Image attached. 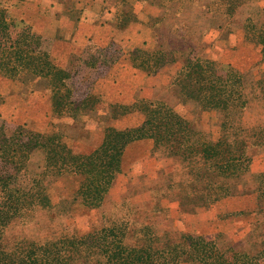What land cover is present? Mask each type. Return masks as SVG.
I'll list each match as a JSON object with an SVG mask.
<instances>
[{"label": "rangeland", "instance_id": "374dc122", "mask_svg": "<svg viewBox=\"0 0 264 264\" xmlns=\"http://www.w3.org/2000/svg\"><path fill=\"white\" fill-rule=\"evenodd\" d=\"M61 1L0 0V52L4 46L8 48L11 44L24 46L25 43L26 47L30 48L27 42H30L32 47H36L38 52L48 50L51 60L57 66L69 70L71 74L69 82H73V99L80 105L81 100L92 95L96 101L91 103L94 99H90L87 105H81L77 111H64L58 114L54 111L52 91L48 86L47 78L37 76L27 68L19 69L16 76L0 71V128L5 134L15 133L18 129L40 134L58 132L62 135L65 144L74 152L89 154L103 143L106 128L115 127L123 130L139 126L144 122L145 115L137 110L113 118L112 105L119 102L109 101L112 96L109 97L110 94L107 95L106 92L111 93L112 89L108 90L104 85L106 83L99 80L103 79L109 69L118 62L136 67L134 57L140 55L139 50L153 49L157 46L156 30L159 29L150 19L152 10L144 8V4L150 3V0H138L139 2L125 7L121 4L113 6L106 1L103 11L113 10L115 16L112 15V21H109L110 17H108L104 22L101 21L102 24L96 25L102 30L101 33L95 37L59 38L54 33L56 24L53 19L55 13L58 16L57 4ZM162 1L166 4L181 2ZM65 3L67 10L70 9L72 12L79 10V5L74 0H65ZM183 3L190 2L186 0ZM196 3L199 4L195 0L193 5ZM239 7L235 15H228L221 12L226 11L227 5L221 4L218 0L217 5H213L212 8H216L215 12L219 10L220 12L217 13L221 14L222 18H202L199 13L193 12V28L189 30V34H192L190 38L194 52L207 58V45L202 42L204 35L211 30L214 31L213 27L217 24H222L220 39H226L228 33H231L230 43L219 60L210 57L209 59L221 65V74L227 73L229 66H232L243 75L241 99L245 103L241 107L235 106L231 112L235 126L241 127L240 138L247 140L245 154L249 157V164L241 176L229 175L233 176L230 177V182L234 195L223 198L209 207L198 206L205 212L202 217L192 215L197 211L191 215L185 214L180 203L181 194L185 189L175 186L168 190V184L185 182L191 178L193 172L213 174L215 178H224L225 175L214 169H203L207 161L200 152L193 155L190 150H180L177 156H172L167 153L166 146L155 149L154 140L148 138L152 140L153 145L149 148L145 144L135 149L139 151V156L130 151L126 152L123 170L116 176L110 188L111 194L114 187L120 188L121 191L115 196L113 194L111 203H105L110 195L109 191L99 207L88 208L76 196L81 178L71 173L61 176L44 173L46 154L43 149L38 148L31 152L29 161L21 170L22 174L27 172V175L25 177L21 175L23 177L19 188L31 185L30 176L40 178L52 204L45 208L33 207L13 219L4 234L3 245L6 248H11L21 239L43 242L62 236L83 235L121 220L130 222L131 231L128 232L127 242L133 245L144 243V233L134 228L148 223L166 239L175 240L181 233L189 232L204 235L209 239L221 235L219 244L222 247L245 248L252 255L264 248V194L259 198L260 179L264 174V51L263 45L256 42L259 32L254 29L255 26L260 27L264 24V0H246ZM129 9L137 21H129L128 26L122 28L120 23L124 19L125 11ZM173 10L176 14L181 11L176 6ZM145 13L149 18L140 21L137 15ZM38 14L47 16L44 20L45 24ZM27 18H32V22ZM184 18L181 17L182 20ZM185 22L182 21V24ZM175 24L177 25V22ZM43 26L45 30L43 29L41 35ZM45 32L46 36H44ZM177 33L175 31V34ZM166 38L170 39L168 36ZM175 38L181 45L187 44L188 38L184 39L181 35ZM58 39L64 40V54L59 50L60 44L56 43ZM84 45V49L79 52V48ZM202 49L205 52L202 53ZM93 65L98 68L95 69ZM182 66L175 75L168 74V71L165 73V77H170L168 83L156 88L152 98L138 97L132 92L128 94L127 99H135L122 103L131 104L139 99L165 103L188 120L196 131L193 136L195 140L218 142L223 133L222 124L230 115L224 109L204 108L193 100L183 101L181 86L177 81ZM159 71L152 74L143 72L147 75H155ZM136 78L139 80L138 77ZM129 85L127 84L126 88ZM141 151L145 154H140ZM235 152H237L236 148ZM145 155L156 157L160 162L152 174L142 173L138 168ZM213 160L211 158L209 162L213 163ZM135 163L137 166H134ZM235 166L237 165L228 166V171L225 173L232 172ZM9 167V164L1 161L0 158V174L9 170ZM161 171H164L165 175L162 176ZM150 184L155 185V189L146 194L144 188ZM118 199L120 200L117 201ZM207 212L210 214L207 215ZM73 264H84L83 259L77 258Z\"/></svg>", "mask_w": 264, "mask_h": 264}, {"label": "trees", "instance_id": "16d2710c", "mask_svg": "<svg viewBox=\"0 0 264 264\" xmlns=\"http://www.w3.org/2000/svg\"><path fill=\"white\" fill-rule=\"evenodd\" d=\"M177 1H181L175 3L184 8L192 5L195 0H189L188 4L183 3L186 0ZM220 1L221 4L227 5L226 11L221 12L233 16L236 9L246 0ZM217 3L218 0H211L208 5L209 12H215L216 8L212 7ZM162 4L167 5L165 1H162ZM129 21H137L130 9L125 11L120 26L127 27ZM254 29L259 32L256 42L263 45L264 51V24L255 26ZM162 32L158 33L156 47L139 50L141 52L134 57V65L147 74H152L181 58L183 66L177 81L181 86L183 101L193 100L204 108L224 109L230 115L222 124L223 133L220 140H195L193 136L196 131L188 120L165 103L145 99L136 100L131 104L112 105L113 118L137 110L145 115V120L139 126L123 130L106 128L103 143L89 154L74 152L58 132L40 134L18 129L15 133L5 134L0 128V158L10 166L9 170L0 174V264H73L77 258L83 259L84 264H264V248L252 255L245 248L222 247L219 244L221 235L209 239L204 235L189 232L181 233L175 240L166 239L148 223L141 224L139 228L133 227L134 230L144 233V243L129 244L127 237L131 227L128 220L114 221L83 235L62 236L43 242L21 239L9 249L3 245L5 230L13 219L33 207L45 208L52 204L40 178L30 176L31 185L19 188L20 180L27 175V172L22 174L21 170L29 161L31 152L38 148L43 149L46 154L44 173L57 176L71 173L81 178L76 196L88 208H97L103 203L116 176L122 172L127 146L136 140L148 138L154 140L155 149L166 146L167 153L172 156H177L180 150H190L193 155L200 152L207 161L203 169H214L225 175L224 178H215L213 174L193 172L191 178L185 182L168 184V190L175 186L185 189L180 200L182 211H193L198 206L209 207L234 195L230 182V177L233 176L229 175L241 176L249 164V157L245 154L247 140L240 138L241 127L235 126L231 112L235 106L241 107L245 103L241 99L243 75L232 66H229L227 73L221 74V65L217 61L194 52L190 38L192 34H189V31L177 28L179 35L174 32V36L170 30ZM180 35L184 39L188 38L184 46L175 40V37ZM27 43L32 49L27 48L25 43L24 46L11 44L8 48H2L0 71L16 76L19 69L27 68L37 76L47 78L52 91L54 111L58 114L77 111L81 105H87L90 99H94L91 103L96 101V98L88 95L79 105L73 99V82H69V70L57 66L51 60L48 50L38 52L30 42ZM93 67L98 68L95 65ZM20 140L24 142L20 143ZM211 158L214 159L213 163L209 162ZM235 164L237 166L232 172L225 173L228 166ZM160 173L165 175L164 171ZM154 186L151 187L152 190L155 189ZM263 194L264 174L260 179L259 198H262Z\"/></svg>", "mask_w": 264, "mask_h": 264}, {"label": "crops", "instance_id": "0c3cea01", "mask_svg": "<svg viewBox=\"0 0 264 264\" xmlns=\"http://www.w3.org/2000/svg\"><path fill=\"white\" fill-rule=\"evenodd\" d=\"M106 1H107V4H110L113 6L121 4L124 7L125 5L128 6L134 2L135 3L139 2L138 0H74V2L77 5H79L78 6L79 10H75L72 12L70 9L67 10L65 8L66 6L65 0H62L61 3L57 4L56 11H58V16L56 15L57 13H55V16H54L55 19H53L56 24L54 27V33L59 38H63V39L75 37V36L76 37H80V36L95 37L96 35H98V33L102 32V30H100V28L98 29L96 25L102 24L101 21L103 20L104 22V20L108 19V17H110L109 21H112V18H111L113 17L112 15L115 16V11L113 10H111V12H109V10L103 11V5L106 3ZM197 1L199 2V4L196 3L194 5L192 4V5H188L182 8V6L179 3L174 2V3H169L167 5H164L162 4L161 0H150V3L144 4L145 6L144 8H146L147 10L149 9L152 10V15L150 19L152 21V24H154V26L158 27L159 29L158 31L156 30V35H158V33H160L161 31H167V30L172 31L173 32L172 35H174V32L176 31L177 28H179V30L181 31L182 30L189 31L193 28L192 26V22H193L192 14L194 16L193 12L199 13L202 18H206V17L207 18L211 17L213 19H220V17L222 18V15L219 13L209 12L208 5L211 2V0H197ZM147 6H149V8H147ZM175 6L178 8H181V11L178 13L179 15L176 14L173 10ZM239 8L237 10H239ZM141 15H137L140 21H143L145 18H149V15L146 13L143 14L142 16ZM39 17H41L40 19L42 21L47 19L46 15L39 16ZM181 17H185L184 20H182ZM27 19L32 22V18H27ZM182 21H186V22L183 24H179ZM106 22L108 23V21ZM175 22H177V25L175 24ZM107 23H105V25H107ZM43 24H45V21L43 22ZM221 26L222 24H217L216 27H213L214 31L211 30L207 32L204 35V38L202 36L203 35V32H202V35H201L203 38L202 42H204V44L207 45V49H206V52H208L207 58L210 57L212 59L219 60L226 46L230 43L231 33H228L226 39H223V40L220 39L221 33L223 31V29H221ZM43 29L45 30V27L41 28L42 30V32L40 33L41 35H43V32H44ZM46 35L47 33L45 32L44 36ZM56 43L60 44L61 49L59 50L62 54H64L65 52V48L63 47L64 40L58 39ZM84 47L85 45L79 48L78 51L79 52L82 51ZM73 51H76V50H73ZM201 51L202 53L205 52V50L203 49ZM182 61L183 60L181 58L180 59L178 58V60L164 66L162 70H160L155 75H147L143 72V70L137 67H134L132 64H127V63L122 64L121 62H118L112 68H110L106 76L103 77V79H100L99 81L103 80V83H106L104 84L105 87H107L108 90L110 88L112 89L111 93L106 92V94L107 93L110 94L109 97L112 96V98L109 100V101H112V103H116V102L124 103L126 101H129V102L133 101L135 98H133L132 100L127 99L128 94L132 92L134 94H137L138 97L152 98L155 94L156 88L168 83L170 77H165L166 75L165 73L168 71L167 72L168 74L170 73L172 75H175L177 70L181 68ZM136 77H138L139 80H137ZM127 84H130L128 88H126ZM145 144L148 145L149 148H151L153 145V142L150 139H140V140H136L130 143L126 148L124 157L126 155V152L128 151H130V153H133L134 155L138 154L139 156V153H138L139 151L135 149H139L142 145H145ZM142 153L143 152L141 151L140 154ZM144 154L145 152L143 153V155ZM142 158H145V159H142L140 163L138 164V168L140 169V172L142 173L152 174L158 168V164H160V162L158 161L156 157L153 158L150 155L149 156L145 155ZM134 166H137V164L135 163ZM123 167H124V158H123ZM151 187H152V184L148 186L146 185L144 188V192L146 194L148 192H153ZM120 191H121L120 188L114 187V190L112 188V194H111V189H110V192H109L110 195L108 196V198H106L105 203L107 202L111 203L113 194L115 196L116 193ZM119 200L120 199H118L117 201ZM173 205H175V202L173 203ZM198 209L199 207H197L193 211H186V212L183 211V212L185 214L191 215V213H194L197 211L195 214H192V215L202 217V215H204L205 212H203L202 209H199V210ZM209 214L210 212H207V215Z\"/></svg>", "mask_w": 264, "mask_h": 264}]
</instances>
